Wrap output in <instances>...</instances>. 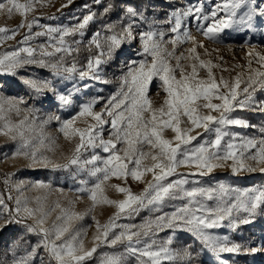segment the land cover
Listing matches in <instances>:
<instances>
[{
  "label": "snow or ice",
  "instance_id": "obj_1",
  "mask_svg": "<svg viewBox=\"0 0 264 264\" xmlns=\"http://www.w3.org/2000/svg\"><path fill=\"white\" fill-rule=\"evenodd\" d=\"M72 2L73 0H67V4L61 7H67ZM40 3L41 0H26L24 3H20L18 0L0 2V11H6L9 16L13 12H17L25 17V21L16 29L9 30L6 27H0V34L10 32L9 38H13L20 28L27 27L28 32L31 33L34 26L43 27L44 31L34 35L49 36L50 47L53 50L49 51L42 45L41 56H53L59 53L61 55L57 62L47 64L42 59L36 60L33 58L35 49L26 47L0 56V72L14 74L17 67L31 63H40L44 67H51L59 71L65 55L79 52V48H73L72 44L79 45L81 41L73 40L69 43L65 38L76 35L83 37L85 28L96 18V14L89 12L79 23L71 27H46L39 24L38 18L31 21L26 19L28 14L33 12L35 6ZM41 6L43 5L41 4ZM117 6L109 0L104 8V14L111 12ZM84 7L88 8L89 6L84 5ZM122 11L124 17L119 23V31L116 30L117 24H108L105 26V31L110 35H105L103 40H101L100 32L94 33L89 41V49L95 46L97 49L95 56L90 55L87 64L79 71L75 62L71 67H64L65 73H77L78 71L79 79L82 81L108 82L103 79L101 65L112 59L115 50L120 47L122 42L135 39L134 29L140 27V23L147 20L142 12L130 5L124 6ZM258 21L264 23V0H260L259 3L257 0H222V2L211 5L208 9H205L202 0H197L195 4H188L186 7L176 8L171 12L168 19L164 21L170 25L167 31L149 28L147 31L140 32L138 35L142 51L137 54L144 58L139 61H131L127 65V72L120 77V88L117 93L108 98L102 110H94L95 105L102 98L93 97L80 105V111L76 117L62 123L60 131L68 138L78 136L79 143L67 164L53 166L54 168L76 166L78 170H83L86 166L91 165V168L87 169L88 174L95 177L97 182L91 189L84 187L78 191H88L93 206L103 202L115 206L118 210L117 213L103 226L97 222L98 234L93 237L94 246L89 250L85 248L83 240L79 238V233L72 235L69 240L61 244L55 243L69 231L67 224L54 223L51 230L46 229L42 225L48 213H42L37 218L36 212L42 211V209H32L26 205L21 207V201L17 199L15 216L6 220L5 223H24L28 231H38L42 234L43 239L24 257L16 259L15 253H13L12 264H30L31 258L36 255L37 248L40 247L49 253L56 264H87L100 245H107L114 249L117 245L123 247V251L105 254L100 264H127L126 257L128 256L134 257L137 264H162L164 259L175 261L176 264H194L196 249L193 244L196 242L200 243L202 249L216 254L217 258L222 253L264 251V247L247 248L230 241L228 236H216L209 231L222 227L225 220H228L227 226L234 230L241 223H250V218L254 217L258 211L264 213V190L228 189L221 185L218 190L224 194L230 191L235 192V199L218 204L213 208L199 203L196 197L206 196L208 200H212L213 193L217 189L193 187L191 190H187L183 187L189 183L187 175H207L215 168L224 167L229 160L232 161L230 167L233 173L256 171L257 167L246 163L247 160L255 162L256 165H264V138L257 141L241 137L238 133L228 130L232 126L254 127L247 120L234 117L232 115L234 112L238 110L264 112V101L257 102L253 98L257 86L264 88V71L260 70L264 69V54L256 51L248 52L247 66L250 74L246 80L238 75L232 82L224 80L223 77L217 82L212 72V68L216 65L211 61L206 62L200 59L196 49L197 47L203 48L204 45L197 41L196 36L187 26L190 22H195L196 31L200 35L214 43H220L222 41L221 33L225 29L253 30ZM168 32L174 33L175 38L165 41ZM29 38L26 35L23 42L26 43ZM51 41H55V43H51ZM188 42L193 45L187 49L189 56L185 57L183 53L176 56L175 46ZM167 44L173 45L171 51L167 48ZM21 52L26 53L28 58H22ZM205 54H208L206 49ZM148 57H151L150 62ZM170 59H175V65L170 63ZM183 59L199 60V67L207 69V78H198L197 64L194 62L190 65L191 71L186 72L181 63ZM254 60L260 66L259 68L252 67ZM237 67L240 66L237 65ZM177 71L179 78L176 75ZM65 78L74 79L71 75ZM153 78H158L162 82L161 86L167 93L164 104L159 108L152 107L151 101L147 97ZM25 83L37 92H41L43 88L51 87L49 81H43L38 85L36 81L29 79ZM241 84L244 85L243 88H241ZM84 87L87 88L88 85L84 84ZM74 89L79 90L75 85ZM52 90L62 105L67 106L72 103L71 92L65 95L56 92L54 88ZM13 109L19 111L16 104L11 102H8V108L5 109L3 98L0 97V121H4L0 130L13 131V126L5 120V112ZM79 117H90L94 123L88 124L83 129L73 127L74 121ZM109 123L112 131L109 138L104 139L102 135L104 125ZM166 129H171L174 133L172 139L164 138L163 133ZM197 129H203L207 133L214 132L215 137L205 140L195 148H189L188 146L193 140L202 136V133L196 131ZM261 131L264 132V129ZM19 135L23 137L24 133L21 131ZM225 137L229 139L225 140ZM237 140L240 142L237 143ZM118 144L122 147L117 148ZM145 145L155 152H145L143 150ZM21 147L27 148V141ZM97 147L107 153V157L92 154L90 158L81 159L82 150L88 151ZM252 149L256 151L253 153ZM20 154L30 157L33 164L42 166L51 164L47 157H38L35 150L21 153L18 149L16 155ZM145 160H150L151 163L145 164ZM179 167L195 168L197 171L181 174L177 172ZM259 171L264 172V167H259ZM147 173L152 174V180L147 182L146 187L139 194L132 193L128 187L108 185L123 193L125 199L111 200L104 195L105 183L110 178L127 180L130 176L133 180L143 183V178ZM171 176L180 178L168 180ZM82 183L86 184L87 182L82 181ZM36 187L48 188L49 185L41 182L37 183ZM181 192L183 197L180 196ZM166 198H187V204L178 207L171 214L165 213L156 217L155 220L145 221L139 226L115 223L121 214L131 217L140 209L162 204ZM9 199H11L10 196ZM40 203L38 197L37 204ZM3 204L4 199L0 196V205ZM21 212H23V220L16 219ZM234 212H243L247 216L237 219L233 216ZM62 213V216H57V220H78L82 219L84 215L63 209ZM28 220H34V223L29 224ZM117 228L121 230L115 232L114 230ZM164 229L171 230L172 235L168 236L164 244L158 245L152 237ZM178 231L189 233L193 243H185L179 249H170L169 246L173 243ZM53 236L54 239H52ZM220 264H228V261L221 260Z\"/></svg>",
  "mask_w": 264,
  "mask_h": 264
},
{
  "label": "rangeland",
  "instance_id": "obj_2",
  "mask_svg": "<svg viewBox=\"0 0 264 264\" xmlns=\"http://www.w3.org/2000/svg\"><path fill=\"white\" fill-rule=\"evenodd\" d=\"M3 2V0H0ZM20 3L26 0H18ZM222 2V0H202L205 9L211 5ZM260 0H257L259 3ZM105 0H73L67 7H61L67 4V0H41L40 4L35 6V10L28 14L27 20L39 19V24L46 27H64L74 26L79 23L83 17L89 12L95 13L96 18L91 21L84 30V36L80 37H66V41L71 43L73 40H79V45L72 44L73 48H79V52H73L72 55H65L62 61V67L59 71L51 67H44L40 63L23 64L14 70V74L8 72H0V97L3 98L5 109L8 108V102L16 104L19 111L15 109L5 112V120L13 126V131L9 132L7 129L0 130V179L6 182L10 190L4 192L0 189V196L4 199V204L0 205V236H9L4 246L0 242V255L9 264H12L13 253L15 258L24 257L33 248L41 242L43 236L41 233L30 232L27 230L24 223H5L6 220L12 219L15 216L17 208L16 201H21V207L26 205L32 209H42L36 212V217L39 218L42 213H48L42 227L52 229L53 224H67L69 231L65 233L61 240L55 241L61 244L71 238L76 233L80 234V239L83 240L86 249H91L94 246L93 237L97 235V222L103 226L111 217L117 213V208L113 205H108L103 202L96 203L90 199L88 191L80 192V188L91 189L97 182L95 177L88 174L87 169L91 165L86 166L83 170H78L76 166L69 168H54V165L67 164L69 159L73 156L76 145L79 143V137L74 136L68 138L60 131L62 123L76 117L80 111V105L88 102L93 97H100V102L95 105L94 110L100 111L104 107L108 98L117 93L121 85L120 77H122L128 70L127 65L131 61H139L144 57L137 53L142 51V45L139 38V33L149 30H164L170 28L169 24L164 23L176 8L186 7L188 4H195L197 0H119V9L115 13L114 19L109 24H117V31H119V23L124 17L122 11L124 6H132L138 11L142 12L146 21L140 23V27L134 29L135 39L126 40L122 42L120 47L115 50L122 53L118 58H114V54L108 63L101 65L103 72V79L107 83H101L94 80H80L78 71L87 64L88 57L95 56L97 49L92 46L89 49V41L92 39L94 33L100 32L101 40L105 35H110L105 31L106 23H102L100 9L102 5L108 4ZM41 4L43 6H41ZM84 5H88L85 8ZM223 15V13H220ZM25 17L19 13L13 12L11 16L6 11H0V27H6L9 30L16 29ZM125 23L127 21H124ZM189 30L197 41L203 43L204 47H197L196 52L201 60L211 61L216 65L212 68V72L217 82L223 77L224 80L229 82L239 75L242 79L246 80L249 76L248 70V52L256 51L264 54V23L257 22L256 28L253 30L237 31L233 29H225L221 33L222 41L214 43L207 38L200 35L195 28V22H190L188 25ZM43 27L32 28L29 33L27 27L20 28L13 38H9L11 33L0 34V56L8 53L19 51L22 48L30 47L35 49L34 59L44 60L47 64L57 62L59 53L53 56H41V46H45L47 50L52 51L50 47L49 36H35L37 32L44 31ZM30 38L25 43V36ZM175 34L168 32L165 36V41L174 39ZM55 43V41H51ZM167 48L171 51L173 45L167 44ZM193 47L191 42L179 43L175 46V55L180 56L181 53L185 57L189 56L187 49ZM205 49L208 54H205ZM22 58H28L26 53L21 52ZM151 61V57H148ZM73 62L76 64L77 73H65L64 67H71ZM197 64L198 78H207V69L199 67V60L193 61L191 59H183L182 65L185 67L186 72L191 71L190 65ZM170 63L175 65V59H170ZM239 65L240 67H237ZM253 68L260 66L253 61ZM264 71V69H260ZM73 76L74 79H67V76ZM179 78V72L176 73ZM34 80L39 85L43 81L51 82V87L43 88L41 92H37L29 84L25 83L26 80ZM84 84L88 87L85 88ZM74 85L79 90L74 89ZM162 82L158 78H153L147 93L148 99L151 101L152 107L159 108L164 104L167 93L164 92L161 86ZM244 85L241 84V88ZM56 92L67 95L72 93L70 105H62L57 99L52 89ZM255 101H264V88L257 86L253 93ZM215 115V113H213ZM234 117L245 119L250 125L254 127L239 128L232 126L228 130L233 133H238L241 137L252 138L257 141L264 138V112L244 110L236 111L232 114ZM58 118V119H57ZM23 122V123H22ZM4 121H0L2 126ZM94 123L90 117H79L74 123L73 127L86 128L88 124ZM183 126V125H182ZM24 136L19 135L20 132ZM110 123L104 125L102 133L104 139H108L111 133ZM197 132L202 133V136L197 140H193L189 148H195L199 144L204 143L205 140L214 139L215 133L204 132L203 129H197ZM164 138L172 139L174 133L171 129H166L163 133ZM195 135V133H193ZM225 137V140H228ZM27 141L28 147L22 148L21 145ZM237 143L240 141L237 140ZM122 145H117V148ZM23 152H31L35 150L37 156L47 157L51 164L42 166L33 164L30 157L23 154L16 155L17 150ZM145 152L155 150L144 146ZM253 153L255 149L251 150ZM92 154L101 157H107V153L99 147L89 149L88 151L82 150L81 159L90 158ZM247 155V153H246ZM145 164H150V160H145ZM232 161L226 162V165L221 168H215L207 175H187L188 184L183 187L191 190L193 187L199 188H213L217 189L213 193V199L208 200L206 196H197L196 200L209 207H216L218 204L234 201L235 192H228L224 194L218 189L221 185L228 189H259L264 190V172L259 171V167L264 165H256L255 162L247 160L246 163L257 167L256 171L248 172L241 171L233 173L231 170ZM197 171L195 168L179 167L178 173L188 174ZM179 176H171L168 180H175ZM144 182L133 180L130 176L127 180L123 178H110L104 186V195L111 200H123L125 196L123 193L116 191V189L108 185H120L121 187H128L132 193L139 194L146 187L148 181L152 180V174L147 173L143 178ZM82 181H86L84 184ZM44 183L49 185L48 188H37V183ZM166 183V182H165ZM9 196L11 199H9ZM183 197V193H180ZM40 198L41 203L37 204V198ZM187 204V198L171 199L166 198L164 202L156 207L148 206L147 208L140 209L142 214L134 213L131 217L126 214H121L119 219L115 221L118 225H136L139 226L145 221L155 220L156 217L164 215L165 213L171 214L178 207ZM59 205V206H57ZM62 209L70 212L82 213V219H74L72 221H65L64 219L57 220V216H62ZM91 209V210H90ZM90 210V211H89ZM11 213V216H10ZM237 219L247 216L246 213H233ZM16 219L23 220V212ZM251 222L248 224H239L236 229H231L227 226L228 220L223 222V226L211 231L216 236H228L230 241L239 243L247 248H261L264 247V213L258 211L254 217H251ZM27 223H34V220H28ZM121 229L117 228L114 231L119 232ZM172 235V231L164 229L159 231L153 239L157 241L158 245L164 244L168 236ZM111 236V234H110ZM1 239V237H0ZM54 239V236L52 237ZM185 243L192 244V238L187 232L178 231L175 234L173 243L169 246L170 249H179ZM196 249L194 253V264H220L221 260H227L228 264H264V251L250 253L242 251L240 253H222L219 258L216 254L202 249L199 242L193 244ZM114 251H123L121 245L116 248H111L107 245H100L97 247L96 252L87 261V264H100L102 257L105 254ZM198 253V255H197ZM127 264H137L134 257H126ZM30 264H56L49 253L43 248H37V253L31 258ZM162 264H176L175 261L162 260Z\"/></svg>",
  "mask_w": 264,
  "mask_h": 264
},
{
  "label": "trees",
  "instance_id": "obj_3",
  "mask_svg": "<svg viewBox=\"0 0 264 264\" xmlns=\"http://www.w3.org/2000/svg\"><path fill=\"white\" fill-rule=\"evenodd\" d=\"M105 2H108V0H105ZM112 3L118 5L116 8H114L111 12L104 14V8L106 7L107 4L102 5V8L100 9V15H101V19L103 20L102 23H106V25H108L115 17V13L117 11V9H119V0H111ZM121 51H116V53H114V58H118L119 55L121 54ZM0 189L4 192H8L10 190L9 185L6 182H3L0 179ZM143 212H139L138 214H142ZM0 242L1 245L4 246L5 243L7 242V239L9 236H0ZM0 264H9L5 259L2 258V256L0 255Z\"/></svg>",
  "mask_w": 264,
  "mask_h": 264
}]
</instances>
